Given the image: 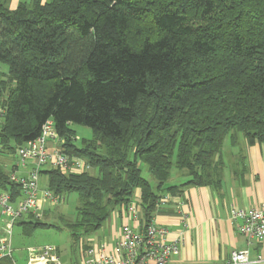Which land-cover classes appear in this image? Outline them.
<instances>
[{
  "label": "trees",
  "instance_id": "1",
  "mask_svg": "<svg viewBox=\"0 0 264 264\" xmlns=\"http://www.w3.org/2000/svg\"><path fill=\"white\" fill-rule=\"evenodd\" d=\"M0 63V152L51 120L60 151L91 168L41 171L54 195H77L61 220L74 241L135 189L147 224L165 194L219 189L227 140L264 147V0H0ZM71 125L92 138L75 145ZM0 190L20 196L1 170ZM25 217V233L55 227Z\"/></svg>",
  "mask_w": 264,
  "mask_h": 264
},
{
  "label": "crops",
  "instance_id": "2",
  "mask_svg": "<svg viewBox=\"0 0 264 264\" xmlns=\"http://www.w3.org/2000/svg\"><path fill=\"white\" fill-rule=\"evenodd\" d=\"M20 1L23 0H8V9L14 11ZM55 147L57 145L54 142L48 144L49 150ZM223 151L225 168L219 189L190 187L180 194H165L151 214L148 224L165 228L169 242H181L178 254L168 264H227L233 252L243 250L249 251L251 261L259 256L261 262L256 264H264V240L248 242L246 237L238 233V222H233L229 213L231 208L248 209L264 205V147L259 144L248 146L240 138L236 147H231L227 140ZM6 155L14 157L15 153L0 152V170L7 176L12 172L24 176L33 168L31 161L23 167H17L16 156L14 164H9ZM8 164L10 172L6 170ZM45 177L47 187L48 178ZM174 179L176 184L180 183L177 178ZM139 198L140 191L135 189L131 201L137 206L136 220H129L124 208H115L96 231H99L96 240H80V259L86 249H97L101 244H105L106 250L112 252L123 225L136 230L146 226L147 222L138 207ZM2 222L6 224L7 219L0 217V225ZM5 224L0 231V238L6 235ZM95 233L91 234L92 237H95Z\"/></svg>",
  "mask_w": 264,
  "mask_h": 264
},
{
  "label": "built area",
  "instance_id": "3",
  "mask_svg": "<svg viewBox=\"0 0 264 264\" xmlns=\"http://www.w3.org/2000/svg\"><path fill=\"white\" fill-rule=\"evenodd\" d=\"M4 110L0 108V123L4 118ZM57 147L48 149L49 143ZM62 141L57 137L51 120L41 127L36 139L18 147L15 151L17 167H23L29 161L33 168L24 176L12 172L8 180L19 189L20 196L12 197L11 193L0 191V217L6 218V235L0 238V264H15L12 258L10 236L15 223L24 216L32 215L37 218L46 206H56L61 198L50 190L40 188L41 171L54 169L63 175L81 174L91 171L90 166L82 159L70 158L60 151L58 144ZM1 149V148H0ZM129 220H136L137 206L130 202L125 208ZM230 218L237 223V231L247 238L248 242L264 240V205L248 208L230 209ZM167 230L155 224H148L142 230H136L128 225L120 228L119 237L112 252L101 244L97 249H86L79 264H168L180 249V240L169 242ZM28 264H62L60 255L53 247L28 248ZM249 259V251L233 252L227 264H256Z\"/></svg>",
  "mask_w": 264,
  "mask_h": 264
},
{
  "label": "rangeland",
  "instance_id": "4",
  "mask_svg": "<svg viewBox=\"0 0 264 264\" xmlns=\"http://www.w3.org/2000/svg\"><path fill=\"white\" fill-rule=\"evenodd\" d=\"M7 66L0 63V72L5 73ZM71 129L75 133L74 143L77 146L81 145L82 140H90L92 138V131L80 125H71ZM8 163L14 164L15 156L6 155ZM9 163V164H10ZM7 166V172L11 171L10 166ZM142 176L153 184L145 166L141 167ZM175 171L172 170V177L170 183H176L173 178ZM175 181V182H174ZM178 181V179H177ZM181 182V180H179ZM46 177L41 175L39 178L40 188H45ZM62 200L56 206H46L45 211L41 210L39 215L33 216V220H39L47 224H53L55 227L37 228L28 233H25L23 227L15 224L12 228L10 242L12 247V258L15 264H28V248L53 247L58 250L62 264H78L80 261V240H96L98 232L95 237L92 235L81 236L79 240L74 241L70 232L63 225L61 220L66 222L74 221L76 219V207L78 205V198L75 193H67L62 196ZM49 212V213H48ZM26 220L25 217H23ZM5 223H1L0 231L4 228ZM94 236V235H93Z\"/></svg>",
  "mask_w": 264,
  "mask_h": 264
}]
</instances>
